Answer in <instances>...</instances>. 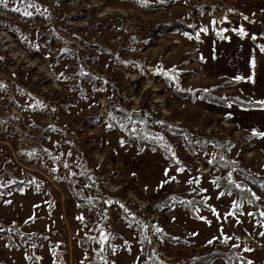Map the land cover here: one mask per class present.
I'll use <instances>...</instances> for the list:
<instances>
[{
  "label": "rangeland",
  "instance_id": "1",
  "mask_svg": "<svg viewBox=\"0 0 264 264\" xmlns=\"http://www.w3.org/2000/svg\"><path fill=\"white\" fill-rule=\"evenodd\" d=\"M229 19L253 26L264 2L0 0V220L21 229L12 231L17 246L0 235V264H88L109 233L102 264H141L150 229L165 264L221 251L230 260L209 264H264V156L228 120L231 103L202 95L212 83L201 68L207 36L223 34ZM114 107L130 114L127 128L140 113L168 151L125 141L110 125ZM221 161L239 192L219 185ZM172 196L189 207L165 210ZM23 234L33 241L20 243Z\"/></svg>",
  "mask_w": 264,
  "mask_h": 264
},
{
  "label": "crops",
  "instance_id": "2",
  "mask_svg": "<svg viewBox=\"0 0 264 264\" xmlns=\"http://www.w3.org/2000/svg\"><path fill=\"white\" fill-rule=\"evenodd\" d=\"M228 22L223 34L207 36L212 42L207 57L202 56V73L212 78L210 86L238 80L235 85L219 89L223 90L221 96H236L241 102L228 106V120L249 140L253 151L264 156V32L247 20ZM223 24L227 25V21ZM233 24L239 29L237 33Z\"/></svg>",
  "mask_w": 264,
  "mask_h": 264
},
{
  "label": "trees",
  "instance_id": "3",
  "mask_svg": "<svg viewBox=\"0 0 264 264\" xmlns=\"http://www.w3.org/2000/svg\"><path fill=\"white\" fill-rule=\"evenodd\" d=\"M170 26L172 28L176 29L177 25L173 24ZM181 26H182V28L180 29L181 31H186V33H189V35H193V36L196 35L195 29H193L192 27L187 26L185 24H183ZM237 83H238V80L225 81V82L219 83L218 85L211 86L210 89L202 90V95L211 103H220L223 105H228L230 103L240 104L241 102L238 99V97H236V96H231V95L219 96V95L213 93V91H215L217 89H222V88H225L229 85H233V84L235 85ZM179 92L185 96H188L187 94L189 93L188 91H184V90L182 92L181 91H179ZM195 93H196V91H195ZM256 105H261V104L259 103ZM129 115L130 114L126 110L120 109L117 107H114L111 110L110 125L112 128H116L124 136L125 141H131L133 144H137L139 146L138 148H140L141 150L149 148L150 150L162 151L164 153H166L168 151V149L165 147V145L167 144V141L165 139H159L156 137V136H160V135H158V133H156L152 128L149 127L148 120L141 119L140 113H138V112L133 113V116L136 117V121L138 123L137 127L132 128L129 125V128H127L128 124L126 125V123H124L122 121V119L128 118ZM153 119L158 121L156 118H153ZM159 124L165 130H167L169 126H173L172 124H168V122H166L164 120H159ZM173 127H175L178 131L180 130L181 132L177 135V131H175L176 129ZM173 127H170V128L172 129L173 133L175 135H177V137H180L181 139H188L190 137H193L190 134H189V136L186 135L187 130L184 129L183 126L176 125ZM251 137H253V136H251ZM251 137H249V138H251ZM161 142H163V143H161ZM225 144H226V146H229L228 147V150H229L232 144L226 143V142H225ZM203 148H205V146H203ZM223 159L227 163H229V161H227L225 158H223ZM224 163L225 162L221 161V163L219 164V167H223V168H220L222 170V175H221V178H219L218 183L220 186H223L225 190L237 193V192H239V190L236 188L237 186L232 185L230 183L231 182L230 181V174L225 173V169H224L225 166H223ZM227 163H225V164H227ZM216 165L218 166L217 163H216ZM228 178H229V180H228ZM24 185H25L24 183H21L19 181H14L11 188L20 191L23 189ZM68 185L70 186V188H72L73 195H74L75 199L79 202L80 206H82V205L87 206L90 203L84 199V196H82L78 192L77 189H75L73 184L68 183ZM244 193H246V192H244ZM187 202L188 201H187L186 197H177V196L173 197L172 196V197L166 198V200L164 201L163 204H165V203L169 204V206L165 207L166 208L165 210H167L170 206H173L175 204L182 206L183 208L184 207L188 208L189 206H188ZM190 211H192V213L195 214L196 206L195 207L191 206ZM92 226L93 225L88 220H85V228L87 231H89L92 228ZM132 226L135 227V225H132ZM12 231H16V232L20 231L21 232V229L17 223L9 224V223H6V222L0 220V235L2 237L9 238L11 245L17 246L18 243L15 241L14 237H12ZM157 233L160 234L162 232L158 231ZM108 235L109 236H107V238L109 240L107 242H104V240H103V244H102V246L104 247L103 252L96 251L94 248H91L90 262L88 264H102V263L107 261V257H108V253H109L107 248L109 247V244L111 242V240H110L111 233H109ZM16 236H18V235H16ZM146 237L148 238V235H146ZM19 238H20V243H25L26 241H29V240H30L29 242L33 241L32 236L27 235V234L26 235L25 234L20 235ZM45 238H46V236L42 235V239H45ZM80 241L82 242V244H85L88 241V239L87 238H81ZM103 254H104V256L101 257V255H103ZM219 258H228L230 260V255L227 252H222V251L221 252H210L205 257L199 256L197 258H194V260H195V262H197L199 264H209V263L214 262L215 260H217ZM59 259H60V257L57 260H59ZM155 259H156V256L154 255L153 252L150 251L149 256L145 257L144 260L141 262V264H155ZM203 260H204V262H203Z\"/></svg>",
  "mask_w": 264,
  "mask_h": 264
},
{
  "label": "built area",
  "instance_id": "4",
  "mask_svg": "<svg viewBox=\"0 0 264 264\" xmlns=\"http://www.w3.org/2000/svg\"><path fill=\"white\" fill-rule=\"evenodd\" d=\"M256 28H257V30H259L260 32H264V20H259L257 23H256ZM94 223L97 225V228H99L100 227V225L101 224H99L97 221H95L94 220ZM142 224V223H141ZM141 224H140V228H141ZM101 228V227H100ZM100 230L102 231V228L101 229H99V232H100ZM107 229H104L103 230V235H104V231H106ZM152 229H150V231H151ZM149 230H148V238L147 239H149V243H147V247H148V249L151 251V252H153V253H156L155 255H156V257H157V259H159L158 260V262H157V264H165L163 261H162V259H161V257L160 256H164L165 254H163L160 250H158L157 248L159 247V246H161V243H160V240L159 239H157L156 238V236H155V234H154V232H150ZM105 240H109L108 238H106ZM163 262V263H159V262Z\"/></svg>",
  "mask_w": 264,
  "mask_h": 264
},
{
  "label": "bare ground",
  "instance_id": "5",
  "mask_svg": "<svg viewBox=\"0 0 264 264\" xmlns=\"http://www.w3.org/2000/svg\"><path fill=\"white\" fill-rule=\"evenodd\" d=\"M242 239H244L245 241H247L249 243H252V244L256 245L255 240L251 236H249V235L246 236V237H244V238H242Z\"/></svg>",
  "mask_w": 264,
  "mask_h": 264
}]
</instances>
